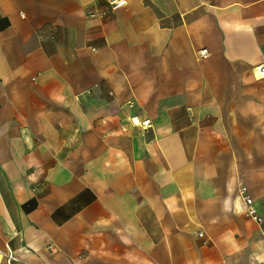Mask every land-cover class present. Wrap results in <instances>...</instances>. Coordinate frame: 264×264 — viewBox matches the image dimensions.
<instances>
[{
	"label": "crops",
	"instance_id": "1",
	"mask_svg": "<svg viewBox=\"0 0 264 264\" xmlns=\"http://www.w3.org/2000/svg\"><path fill=\"white\" fill-rule=\"evenodd\" d=\"M262 63L264 0H0V247L264 264Z\"/></svg>",
	"mask_w": 264,
	"mask_h": 264
},
{
	"label": "built area",
	"instance_id": "2",
	"mask_svg": "<svg viewBox=\"0 0 264 264\" xmlns=\"http://www.w3.org/2000/svg\"><path fill=\"white\" fill-rule=\"evenodd\" d=\"M107 1L113 10L120 9L127 5V0H107ZM88 14L90 16L96 15L94 10H90ZM208 54L209 52L206 48L200 50V57L203 58L207 57ZM254 73L258 78H264V63L256 65L254 68ZM143 124L148 126L150 122L145 121L143 122ZM240 193L246 205V212L248 216L259 223H263V218L258 213V210L254 204V200L248 193L247 187H242L240 189ZM199 236L203 237L204 233L200 232ZM205 243H207V241H205ZM49 248L52 249V246L50 245ZM0 264H31V263L20 260L10 248L3 249L0 247Z\"/></svg>",
	"mask_w": 264,
	"mask_h": 264
}]
</instances>
